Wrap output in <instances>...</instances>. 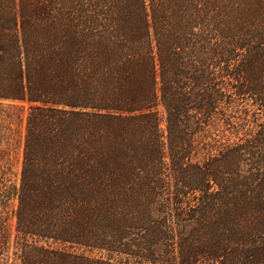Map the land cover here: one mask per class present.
<instances>
[{
	"label": "trees",
	"instance_id": "trees-1",
	"mask_svg": "<svg viewBox=\"0 0 264 264\" xmlns=\"http://www.w3.org/2000/svg\"><path fill=\"white\" fill-rule=\"evenodd\" d=\"M12 199L0 264H264V0H0Z\"/></svg>",
	"mask_w": 264,
	"mask_h": 264
},
{
	"label": "rangeland",
	"instance_id": "rangeland-1",
	"mask_svg": "<svg viewBox=\"0 0 264 264\" xmlns=\"http://www.w3.org/2000/svg\"><path fill=\"white\" fill-rule=\"evenodd\" d=\"M164 128V125H163ZM22 149L17 148L16 150H12L10 153L11 159H12V173L13 179H16L15 176H19L20 171H21V164H22ZM17 200L12 199L10 202L4 201L0 203V218L2 220H6L7 223L10 225L11 229L14 231L15 229V217H14V212L17 209Z\"/></svg>",
	"mask_w": 264,
	"mask_h": 264
}]
</instances>
